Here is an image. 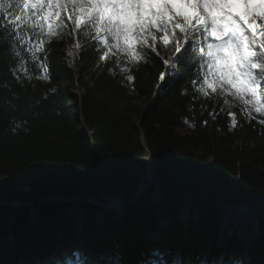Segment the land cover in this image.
<instances>
[{"label":"trees","instance_id":"trees-1","mask_svg":"<svg viewBox=\"0 0 264 264\" xmlns=\"http://www.w3.org/2000/svg\"><path fill=\"white\" fill-rule=\"evenodd\" d=\"M6 20L0 38L11 32ZM67 32L40 54L51 82L35 78L44 69L23 47L33 80L17 81L11 45L0 46V200L26 203L0 202V264H264V117H245L234 97L228 108V92L193 102L184 68L143 112L172 46L161 42L159 58L131 65L129 82L123 65L75 48L84 38ZM188 107L203 113L195 127ZM118 194L127 200L121 225L114 210L86 200ZM64 243L66 262L54 255Z\"/></svg>","mask_w":264,"mask_h":264},{"label":"snow or ice","instance_id":"snow-or-ice-1","mask_svg":"<svg viewBox=\"0 0 264 264\" xmlns=\"http://www.w3.org/2000/svg\"><path fill=\"white\" fill-rule=\"evenodd\" d=\"M0 14V19L7 17L5 27L11 28L0 38V46L11 45L5 53L15 57L11 71L17 81L18 73L33 80L25 68L23 47L35 68L44 69V75L35 78L51 82L49 56L40 54L48 51L44 45L64 29L69 36L84 38L83 44H74L75 48L92 46L99 53L98 61L123 65L120 70L129 73L125 77L129 82L135 79L131 65L147 62L148 54L159 58L157 47L162 42L171 45L174 52L163 59L166 71L159 73L157 87L184 68L188 83L195 89L193 102L199 96L230 92L240 102L245 117L250 118L253 111L264 117V0H0ZM114 67L108 68L113 76ZM51 92L55 95L58 89ZM187 112L195 127L197 115L203 113L197 114L193 107ZM207 114L216 119L212 111ZM229 115L235 120V114ZM189 122L185 118V123ZM258 123L264 127V118Z\"/></svg>","mask_w":264,"mask_h":264},{"label":"water","instance_id":"water-1","mask_svg":"<svg viewBox=\"0 0 264 264\" xmlns=\"http://www.w3.org/2000/svg\"><path fill=\"white\" fill-rule=\"evenodd\" d=\"M150 161H151V159H150ZM50 199V197H44L43 199H42V201H48ZM88 200H91V201H94V202H96L97 204H99V205H102L101 203H100V201H97L96 199H94L93 197H89V198H87ZM59 200H67V201H72V200H78V198H76V197H74V198H69V199H63V197H59ZM13 201H15L16 202V204H26V203H24V202H22L21 200H19V199H13ZM0 202H8V201H1L0 200Z\"/></svg>","mask_w":264,"mask_h":264},{"label":"rangeland","instance_id":"rangeland-1","mask_svg":"<svg viewBox=\"0 0 264 264\" xmlns=\"http://www.w3.org/2000/svg\"><path fill=\"white\" fill-rule=\"evenodd\" d=\"M226 105H227L228 107L232 108V106H233V101H232V97H231V95H227V97H226ZM148 161H150V159H149ZM15 179H16L15 182H20V181L22 180L20 177H15ZM17 184H18V183H17ZM16 187H18V186L16 185ZM8 202H9L10 204H12V205L16 204V202L13 201V200H8Z\"/></svg>","mask_w":264,"mask_h":264}]
</instances>
